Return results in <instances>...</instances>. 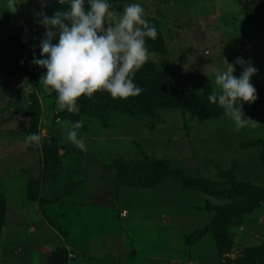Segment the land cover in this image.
<instances>
[{
  "label": "rangeland",
  "instance_id": "rangeland-1",
  "mask_svg": "<svg viewBox=\"0 0 264 264\" xmlns=\"http://www.w3.org/2000/svg\"><path fill=\"white\" fill-rule=\"evenodd\" d=\"M240 1L136 0L158 33L142 67L165 75L171 103L131 114L97 94L69 112L44 90L39 21L67 0H0V264H264V199L235 210L243 198L213 193L264 188V5ZM238 56L258 69L239 130L208 99Z\"/></svg>",
  "mask_w": 264,
  "mask_h": 264
},
{
  "label": "clouds",
  "instance_id": "clouds-1",
  "mask_svg": "<svg viewBox=\"0 0 264 264\" xmlns=\"http://www.w3.org/2000/svg\"><path fill=\"white\" fill-rule=\"evenodd\" d=\"M60 2L65 4V0ZM7 3V9L16 10L17 0ZM66 5L52 15L45 13L39 21L45 32L40 38V55L33 53L32 60L46 68L43 86L56 93L58 106L72 112L81 95L91 96L97 90H106L113 97L140 93L142 88L133 77L148 59L146 37L154 39L158 34L145 17L142 3L133 0L119 14L110 10L111 0H67ZM236 64L244 65L239 75H234ZM257 71L250 60L238 56L227 63L226 70L216 72L218 87L208 94L211 102L223 107L237 130L253 120L241 105L256 99L251 77ZM57 123H62L60 117ZM82 124V120L73 121L67 132L69 140L81 149L86 146L77 132ZM40 141L39 132L25 133L26 143L37 145Z\"/></svg>",
  "mask_w": 264,
  "mask_h": 264
},
{
  "label": "trees",
  "instance_id": "trees-1",
  "mask_svg": "<svg viewBox=\"0 0 264 264\" xmlns=\"http://www.w3.org/2000/svg\"><path fill=\"white\" fill-rule=\"evenodd\" d=\"M114 0H111V5L113 4ZM242 8L245 10H249L255 6H261L264 5V0H241ZM149 67L143 68L142 66L135 71V75L133 79L135 82L142 88V91L135 95H129L127 97H113L111 96L106 90H97L93 93L91 96L81 95L78 98L79 104L81 102H86L87 106H91L94 103V95L97 94L98 100H95L94 106L96 107H106L110 108L114 111H120L125 113H136V112H143V111H151L157 107V104L159 103L158 100L161 99L162 106L160 107H167L171 100L169 99V91H167V88H165L164 84H166L165 81V75L160 71L155 70L152 65H148ZM149 68V69H148ZM161 105V104H160ZM93 107V106H92ZM235 189H238V187H235ZM239 191L237 192L232 189V186L230 185L227 189L224 190L221 188L215 189L213 191L214 194L222 197V198H233L234 200H237V198H243L247 193H249L250 200L255 202L257 199L262 198L264 199V188H257L254 187L250 190H243V188H239ZM249 197H246V200H243L242 203H239L233 206L231 204L232 209H240L244 208L246 201ZM214 231V229H213ZM221 233V231L218 230L217 233ZM201 233V232H200Z\"/></svg>",
  "mask_w": 264,
  "mask_h": 264
},
{
  "label": "water",
  "instance_id": "water-1",
  "mask_svg": "<svg viewBox=\"0 0 264 264\" xmlns=\"http://www.w3.org/2000/svg\"><path fill=\"white\" fill-rule=\"evenodd\" d=\"M44 90H45L47 93L51 92V90H50V89H47V88H46V89L44 88Z\"/></svg>",
  "mask_w": 264,
  "mask_h": 264
}]
</instances>
